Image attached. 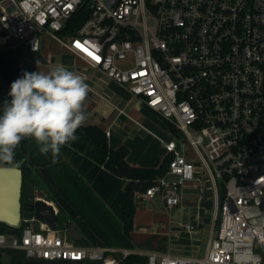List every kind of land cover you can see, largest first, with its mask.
<instances>
[{
    "label": "built area",
    "instance_id": "built-area-1",
    "mask_svg": "<svg viewBox=\"0 0 264 264\" xmlns=\"http://www.w3.org/2000/svg\"><path fill=\"white\" fill-rule=\"evenodd\" d=\"M85 6L80 28L62 33ZM43 33L175 125L167 172L145 194L177 206L201 166L215 192L213 225L206 253L193 257L79 245L23 215L18 234L0 232V249L81 264H119L132 253L149 264H264V0H0V43L14 38L39 52Z\"/></svg>",
    "mask_w": 264,
    "mask_h": 264
},
{
    "label": "trees",
    "instance_id": "trees-1",
    "mask_svg": "<svg viewBox=\"0 0 264 264\" xmlns=\"http://www.w3.org/2000/svg\"><path fill=\"white\" fill-rule=\"evenodd\" d=\"M89 15L86 6L83 7L68 20L62 33H75ZM24 71L35 72L38 69L34 64H20L0 46V104L10 100L11 83ZM143 110L150 116L154 112V118L156 116L160 124L180 135L170 120L148 106ZM76 135V141L61 148L56 163L52 162L51 154L39 152L34 139L25 138L15 150L14 164L0 166L21 167L26 186L30 188L41 181L48 186V192L63 212L64 220L75 221L84 234L81 240H74L76 244L134 249V195L145 192L157 177L167 172L170 157L167 156L159 167L133 165L128 160L129 146L113 147L106 131L96 123L84 124ZM127 183L129 187L125 189ZM2 231L5 232L4 229ZM3 251L0 249V253ZM6 251L12 257V264H23L26 259L22 250ZM119 264H149L148 256L132 253Z\"/></svg>",
    "mask_w": 264,
    "mask_h": 264
},
{
    "label": "crops",
    "instance_id": "crops-1",
    "mask_svg": "<svg viewBox=\"0 0 264 264\" xmlns=\"http://www.w3.org/2000/svg\"><path fill=\"white\" fill-rule=\"evenodd\" d=\"M12 39L14 38L0 43L6 52ZM49 39L55 40L63 51L65 61L62 65L81 75L89 85L84 102V110L88 114L85 124L96 123L106 132L110 131L107 138L113 147L128 145L131 150L128 160L131 164L161 166L168 156L164 146L167 140L163 137V131L167 130L144 112L145 103L127 87L111 79L103 70L89 65L50 33L42 34L39 57L46 60L47 64L39 65L40 71L47 72L56 66L50 62L58 53L50 52ZM46 51L47 56L44 54ZM168 135L171 136L169 133ZM197 171L201 180L186 182L181 190V204L172 208L166 206L160 195L135 193L136 213L132 232L134 250L204 256L213 225L215 192L207 172L201 166H198ZM210 211L212 215H209ZM187 225L193 228L187 229Z\"/></svg>",
    "mask_w": 264,
    "mask_h": 264
},
{
    "label": "clouds",
    "instance_id": "clouds-1",
    "mask_svg": "<svg viewBox=\"0 0 264 264\" xmlns=\"http://www.w3.org/2000/svg\"><path fill=\"white\" fill-rule=\"evenodd\" d=\"M38 66V62H37ZM89 92L85 78L62 64L47 72L24 71L13 81L0 104V165H13L15 150L32 138L42 155L58 161L61 148L78 139L88 120L84 102Z\"/></svg>",
    "mask_w": 264,
    "mask_h": 264
},
{
    "label": "water",
    "instance_id": "water-1",
    "mask_svg": "<svg viewBox=\"0 0 264 264\" xmlns=\"http://www.w3.org/2000/svg\"><path fill=\"white\" fill-rule=\"evenodd\" d=\"M38 168L35 167V170ZM41 179V176H40ZM24 185V170L17 166H0V232L4 229L7 234H18L22 216H34L37 220L48 224L52 229H66L69 237L78 241L84 234L75 221L64 220L63 212L51 198L48 186L37 183V187L48 194L46 196L29 197L22 202ZM129 183L125 189H128ZM6 218L17 223H11ZM0 264H12V257L8 251L0 253ZM23 264H81L80 260L26 258Z\"/></svg>",
    "mask_w": 264,
    "mask_h": 264
},
{
    "label": "rangeland",
    "instance_id": "rangeland-1",
    "mask_svg": "<svg viewBox=\"0 0 264 264\" xmlns=\"http://www.w3.org/2000/svg\"><path fill=\"white\" fill-rule=\"evenodd\" d=\"M41 38H42V36H41ZM49 40H50V44H51V46L48 47V48H50V52L58 53L56 58L52 59V61L50 63H52L54 65L63 64L65 61V56L63 55V51L59 48V46H57L58 43L55 42V40H51V39H49ZM48 44H49V42H48ZM47 51L44 53L46 56H47ZM7 53L22 65L34 64L39 71H40L39 65L47 64L46 60L39 57L40 52H38V53L32 52L26 44L22 43L21 41H19L17 39L11 40L10 48L7 50ZM37 62H38V66H37ZM151 116H153V118H154V112L151 113ZM155 118H156V116H155ZM156 121L159 122V124H158L159 126L164 128V130H167V131H163L164 132L163 137H164V139L169 140L171 136H169L168 133L171 135L172 134L171 130L168 129L167 127H164L163 125H160V121H158V120H156ZM192 130L194 133L197 134V132L194 129H192ZM219 186H220V192L223 196V187H222L221 182H219ZM29 188L30 187H28V186L25 187V193L31 194V192L29 191ZM43 193H44L43 190L35 191V194H37V195H44ZM209 215H212V211L209 212ZM8 238L10 239L11 235H8Z\"/></svg>",
    "mask_w": 264,
    "mask_h": 264
},
{
    "label": "flooded vegetation",
    "instance_id": "flooded-vegetation-1",
    "mask_svg": "<svg viewBox=\"0 0 264 264\" xmlns=\"http://www.w3.org/2000/svg\"><path fill=\"white\" fill-rule=\"evenodd\" d=\"M25 187H26V182H25V177H24V185H23V191H22V202H26L28 201L29 197L33 196V198H35V196H46L49 197L47 193H43L44 195H37L35 194V191L40 190L37 187V184L33 185V187L29 188V191L31 192V194H27L25 193Z\"/></svg>",
    "mask_w": 264,
    "mask_h": 264
},
{
    "label": "bare ground",
    "instance_id": "bare-ground-1",
    "mask_svg": "<svg viewBox=\"0 0 264 264\" xmlns=\"http://www.w3.org/2000/svg\"><path fill=\"white\" fill-rule=\"evenodd\" d=\"M9 222L11 223H17V221L15 222L13 219H10V218H6Z\"/></svg>",
    "mask_w": 264,
    "mask_h": 264
},
{
    "label": "snow or ice",
    "instance_id": "snow-or-ice-1",
    "mask_svg": "<svg viewBox=\"0 0 264 264\" xmlns=\"http://www.w3.org/2000/svg\"><path fill=\"white\" fill-rule=\"evenodd\" d=\"M98 59V58H97Z\"/></svg>",
    "mask_w": 264,
    "mask_h": 264
}]
</instances>
